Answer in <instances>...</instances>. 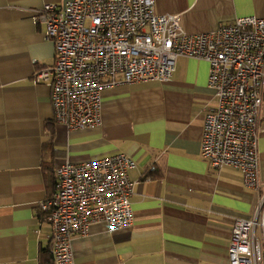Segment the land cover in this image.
Returning <instances> with one entry per match:
<instances>
[{
	"label": "crops",
	"instance_id": "0c3cea01",
	"mask_svg": "<svg viewBox=\"0 0 264 264\" xmlns=\"http://www.w3.org/2000/svg\"><path fill=\"white\" fill-rule=\"evenodd\" d=\"M67 1L0 0V264H40L42 249L52 250L39 204L55 192L58 166L115 154L136 162L133 224L114 232L91 224L71 240L75 264H229L234 220L252 219L264 195V104L258 190L244 186L241 171H216L200 156L204 116L218 103L205 61L180 57L168 82L103 90L100 124L68 131L54 120L50 84L34 79L56 56L37 13ZM154 10L181 15L197 35L264 18V0H154Z\"/></svg>",
	"mask_w": 264,
	"mask_h": 264
},
{
	"label": "built area",
	"instance_id": "2783aa9c",
	"mask_svg": "<svg viewBox=\"0 0 264 264\" xmlns=\"http://www.w3.org/2000/svg\"><path fill=\"white\" fill-rule=\"evenodd\" d=\"M36 19L55 43L54 64L34 71V79L50 84L56 123L68 131L98 126L103 90L168 82L180 57L205 61L218 103L204 116L200 156L216 171H241L246 188H260L264 18L238 17L190 35L181 15L156 14L154 0H68L43 5ZM135 166L115 154L56 168V190L39 204L52 228L54 264H75L71 240L85 236L91 224L104 222L110 232L132 226L129 171ZM228 261L264 264V195L252 219L234 220Z\"/></svg>",
	"mask_w": 264,
	"mask_h": 264
},
{
	"label": "trees",
	"instance_id": "16d2710c",
	"mask_svg": "<svg viewBox=\"0 0 264 264\" xmlns=\"http://www.w3.org/2000/svg\"><path fill=\"white\" fill-rule=\"evenodd\" d=\"M40 264H54L51 244L40 252Z\"/></svg>",
	"mask_w": 264,
	"mask_h": 264
}]
</instances>
